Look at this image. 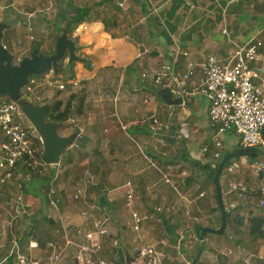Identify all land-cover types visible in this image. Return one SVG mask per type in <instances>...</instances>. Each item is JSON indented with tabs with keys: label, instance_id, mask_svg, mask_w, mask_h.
Segmentation results:
<instances>
[{
	"label": "crops",
	"instance_id": "1",
	"mask_svg": "<svg viewBox=\"0 0 264 264\" xmlns=\"http://www.w3.org/2000/svg\"><path fill=\"white\" fill-rule=\"evenodd\" d=\"M187 2L194 8L188 7ZM0 3L11 10L0 12L3 16L0 22L12 21L15 25L11 29H18L19 47L13 51L18 53V60L31 56V36L41 42L45 54L53 55L73 7L93 9L92 22L82 25L95 28L97 37L85 45L75 34L79 26L69 34L81 59L73 63V79L83 80L80 90L85 92V108L81 116L73 117L77 124L67 121L58 134L70 137L81 131L82 137L75 138L61 156L58 168L49 167L48 173L25 176L24 180L19 173L10 185L2 188L0 264H15L17 252L47 264L55 249L61 252L56 264H97L98 260L139 264L135 247L142 244L156 247L161 264H216L205 259L211 248L199 255L196 232L198 227L210 226L209 219L211 223L216 220V194L212 195V183L206 172L218 163L211 154L216 132L208 118L207 101L196 96L188 99L186 108L167 105L158 96L160 89L144 83L142 75L173 59L176 68L184 71L185 52L192 61L202 63L210 55L226 59L254 38L264 43V0H0ZM40 5L53 6L57 13L49 19L41 15L37 8ZM14 9H19L22 16H15ZM156 25L167 30H153ZM100 38L106 39L100 43ZM10 43L3 44L9 49ZM66 59L63 66L68 70ZM58 75L63 80L70 77L69 72ZM69 95L43 87L42 106L61 100L65 103ZM153 115L168 125L164 146L149 130ZM219 139L224 154L241 146L239 137L233 134L221 135ZM2 140L0 133V143ZM205 147L211 152H204ZM235 160L227 169L229 177L221 178L225 203L230 207H237L230 180L251 184L256 178L248 158ZM81 179L86 180L84 193L75 200V186ZM128 181L136 191L135 210L151 216L139 231L132 229L133 220L125 207L124 186ZM47 183L49 187L63 186L65 190H60L57 212L42 194L49 188ZM17 196H22L24 205L18 220L10 225L13 213L7 202ZM240 205L247 208L246 202L241 201ZM203 214L208 215L203 218ZM65 218L66 223H61ZM194 218L198 221L193 222ZM95 221H105L109 235L99 236ZM184 228H188L186 239L179 246L178 232ZM88 234H94L92 240L87 239ZM233 238H227L225 249H236L241 244L249 247ZM115 241L118 246H114ZM49 242L55 244L54 250L48 246ZM209 242L210 246L218 244ZM91 245L100 248L79 262L81 249ZM223 255L226 256L225 252ZM244 255L231 260V264H244L247 254Z\"/></svg>",
	"mask_w": 264,
	"mask_h": 264
},
{
	"label": "built area",
	"instance_id": "2",
	"mask_svg": "<svg viewBox=\"0 0 264 264\" xmlns=\"http://www.w3.org/2000/svg\"><path fill=\"white\" fill-rule=\"evenodd\" d=\"M188 7L194 8L190 2ZM8 7H0L5 12ZM32 31L33 27L29 26ZM223 34H227L223 30ZM34 41V37H30ZM264 43L256 38L250 43L238 48L226 59H220L216 55L208 56L202 63H196L185 52L186 69L180 71L176 68V60L162 62L153 72L143 73L144 83L149 82L159 89L169 88L174 97L180 98L179 107L186 108L188 99L202 96L208 104V118L214 127L216 136L213 142L212 157L220 161L224 156V147L219 136L233 134L239 137L242 148H257L259 153L255 158H249L250 167L256 178L251 184H244L238 180H232L230 191L238 201L257 197V208L264 211ZM41 77V76H39ZM45 80L33 76L29 84L24 88L21 100L42 106L44 98L41 97V89L46 87L52 91L76 93L80 91L83 80H63L57 74L55 68H50L44 74ZM21 106L16 101L0 97V133L3 137L0 143V195L2 188L10 185L15 177L21 173L19 169L24 167L43 168L50 165L43 160L44 138L35 127L30 128L19 120ZM72 124H77L75 118H71ZM149 130L158 139L161 145H166L168 125L157 115L150 117ZM82 137V132L77 133L76 140ZM204 152L210 150L205 147ZM211 152V151H210ZM39 154L41 155L39 156ZM86 180L81 179L75 186L74 199L79 200L86 185ZM47 191L50 207L59 211V194L51 186ZM125 207L132 215V229L139 231L144 222L149 221L150 214L142 215L135 210L136 191L133 183L128 181L124 186ZM22 196H17L7 206L13 213L9 220L10 225L18 220L23 208ZM234 207V206H232ZM231 207V208H232ZM161 210V209H160ZM264 216V215H263ZM197 222L198 219H192ZM67 219H61L66 223ZM13 224V225H14ZM94 226L99 236L109 235L105 221H95ZM57 233H60L58 230ZM179 234V246L186 238V232L182 229ZM94 234H88L87 239L92 240ZM37 245V244H33ZM48 246L55 249V244L49 242ZM118 246V241L114 242ZM100 248V245L85 246L81 249L77 260L84 262V257L92 254ZM230 250L228 252L231 253ZM135 253L139 264H161V256L156 247L151 244H142L135 247ZM15 264H42L31 255L16 253ZM61 259V252L55 249L47 259V264H56ZM253 260H264L259 253L248 252L244 264H251ZM97 264H119L115 261L98 260Z\"/></svg>",
	"mask_w": 264,
	"mask_h": 264
},
{
	"label": "water",
	"instance_id": "3",
	"mask_svg": "<svg viewBox=\"0 0 264 264\" xmlns=\"http://www.w3.org/2000/svg\"><path fill=\"white\" fill-rule=\"evenodd\" d=\"M15 23L0 22V97H5L11 101H16L22 108V111L44 138L43 160L50 165H57L61 156L74 143L76 136L62 137L58 134L59 124L49 121L48 113L43 107L34 105L29 101L21 100L22 91L29 84L33 76H43L50 68L57 67L59 61L68 59V72L73 76V63L80 61L77 56V47L73 39L64 30L62 35L56 41V51L53 55H45L33 51L31 56L25 57L14 63L15 57L9 49L3 44L5 32L14 27ZM158 96L170 106H179L181 99L174 97L169 88H162ZM259 153L257 148H239L228 153L222 160L218 171L214 177L213 183L216 189L217 203L222 214V225L220 229L198 227L196 229L200 242H205L207 233L222 235L228 225V213L231 207L224 203V196L220 178L226 169V166L233 160L242 157L255 158ZM200 228H203L198 232Z\"/></svg>",
	"mask_w": 264,
	"mask_h": 264
},
{
	"label": "trees",
	"instance_id": "4",
	"mask_svg": "<svg viewBox=\"0 0 264 264\" xmlns=\"http://www.w3.org/2000/svg\"><path fill=\"white\" fill-rule=\"evenodd\" d=\"M92 12L93 9L88 6H79V7H73L72 9V15L69 17L67 24L64 27V30L68 34H72L73 31L80 25L86 23V22H92ZM41 42L33 41L31 51H38L39 53L43 52L41 48ZM44 53V52H43ZM48 55V54H45ZM65 60V59H64ZM64 60H62L61 63L55 67V70L57 74H67L68 70L63 66ZM73 73V71H72ZM74 77H68V79H73ZM63 91H57L58 94H62ZM43 108L48 113V119L51 122L59 124L60 127L64 126L67 121H69L74 116H81L84 113L85 108V92L83 90H80L76 93H71L68 97V99L65 101H56L52 103L51 105H44ZM238 148H241L239 146ZM237 148V149H238ZM43 151H41L42 154ZM39 154V156L41 155ZM228 154H224L223 158ZM42 157V155H41ZM223 158L218 161L215 167H209L206 169L207 178L212 183V187L215 191V186L213 183L214 177L218 171V168L223 160ZM234 161H231L227 166L226 169H229L233 165ZM19 171L25 175V176H33L35 174L41 175L42 168H33V167H24L22 169H19ZM224 175V172L222 176ZM221 176V178H222ZM220 178V182H221ZM52 180V177L51 179ZM50 183V182H49ZM49 183H47V187H49ZM48 189V188H46ZM43 190V189H42ZM43 196L47 198V195L45 193H42ZM217 197V195H216ZM256 200L257 197H253ZM240 206L239 207H233L231 208L230 212L228 213V226H233L235 239H238V243L240 244V241H243L244 234V227L248 226V235L253 242L257 241H264V216L263 215H255L253 212H250L248 217L242 216L239 213ZM203 228H200L198 230L201 231ZM198 236V235H197ZM199 239V237H198ZM255 253L257 252V249H254ZM204 249L202 248L199 251V255L202 254ZM198 260V258H197ZM198 262V261H197ZM199 264V263H196Z\"/></svg>",
	"mask_w": 264,
	"mask_h": 264
},
{
	"label": "rangeland",
	"instance_id": "5",
	"mask_svg": "<svg viewBox=\"0 0 264 264\" xmlns=\"http://www.w3.org/2000/svg\"><path fill=\"white\" fill-rule=\"evenodd\" d=\"M1 1H3V0H1ZM0 4H3V3H0ZM0 7H3L2 5H0ZM37 8H39V10H41L40 11V13H41V15H46L49 19H51L52 17H53V14H55V13H57V11L55 10V7H53V6H50V5H40L39 7H37ZM7 11H11L10 10V8H7V10L4 12V13H8ZM19 9H14V13H15V16H22V14L21 13H19ZM1 12V11H0ZM47 13V14H44V13ZM1 13H3V12H1ZM1 17H3V16H0V18ZM3 19V18H2ZM12 19H10V21H11ZM4 21V20H3ZM2 22V21H1ZM12 22V21H11ZM157 28V29H156ZM156 28H153V30H156V31H158V30H160V29H165V30H167V28L165 27V26H159V25H156ZM18 29H15L14 31L11 29V30H7L6 32H5V39L3 40V43L5 44V43H7L8 41H10L11 43L9 44V50L11 51V53L14 55V57H15V60H14V63L15 64H18V62L20 61V60H18L17 59V55H18V53H16V52H13L14 50H16V49H18V47H19V45H17V37H16V31H17ZM63 31H64V29H63ZM15 34V35H14ZM11 35V36H10ZM13 46V47H12ZM42 53V52H41ZM67 60V59H66ZM62 62V60L61 61H59V63H61ZM58 63V64H59ZM38 78H40V80H45V77H44V75L43 76H41V77H38ZM157 92V91H156ZM24 101H28V100H24ZM19 120L21 121V122H23L26 126H28V127H30V128H33L34 126H33V124L30 122V120L27 118V116L24 114V112L22 111V109H21V111H20V113H19ZM242 158H248V157H242ZM242 158H237L235 161H238V160H240V159H242ZM250 165V164H249ZM245 168H247V164H245ZM48 171H49V166H45V167H43L42 168V172L43 173H41L42 175L44 174V173H48ZM249 171V170H248ZM229 174H228V170L227 169H225V171H224V175L223 176H227V177H229L228 176ZM24 178H25V175L23 176V180H24ZM236 179H238V177H236ZM230 181H232V179L230 180ZM23 183V182H22ZM212 185V184H211ZM221 186H222V184H221ZM213 188V187H212ZM215 188V187H214ZM63 190V186H61L60 188H58V189H56L57 190V192H58V194H60V190ZM229 189V188H228ZM45 191H47L46 190V188L44 189ZM63 191H65V190H63ZM227 190L225 189V187H224V192H226ZM222 192H223V189H222ZM42 193H45V192H43L42 191ZM214 194H216V189H215V191H214V189H213V194L212 195H214ZM223 196H224V193H223ZM212 197V196H211ZM211 197L209 198V199H211ZM215 198V202H217V197H214ZM226 198L227 197H225V198H223L224 199V203H225V201H226ZM236 198V197H235ZM243 202H246V204H247V208H245V207H242V208H240V210H239V213L238 214H240V215H244V216H246V217H248V215H250L249 213H250V211L251 212H254V214L255 215H264V211H258L257 210V200L255 199V198H253V197H251V198H247V200L245 199V201H243ZM233 203L237 206V207H241V205H240V203H241V201H238L237 200V198H236V201H234L233 200ZM225 205H227L226 203H225ZM217 208H216V220H215V223H211V220L209 219V221H210V226H204L203 228H212V229H220L221 228V225H222V214H221V211H220V208H219V206H218V203H217ZM230 205H228L227 207H229ZM242 211V212H241ZM205 213H207V211H205ZM206 215H208V214H203V218L206 216ZM212 216H214V215H212ZM131 218H132V215H131ZM214 218H215V216H214ZM133 219V218H132ZM212 219V218H211ZM182 230V229H181ZM185 232H187V230H188V228H184L183 229ZM244 234H245V236L243 237V241L248 245L249 244V247H244L243 246V244H241V245H239L240 247H238V248H236L235 249V247H231L230 249H225L226 248V246H228L227 245V243H228V241L226 242V240H227V238L228 237H230V236H232V237H236L235 236V234H234V229H233V226H228L227 228H226V230H225V232L222 234V235H220V234H214V233H207L206 234V237L207 238H205V242H206V240H209V241H211V243H213L212 241H215L216 243H218V244H215V243H213V246H210V242L209 241H207V243H201L200 242V240H199V245H198V247H199V249L201 250L202 248L203 249H206V248H211V250H209V252H207L206 253V255L208 256L207 258H205V259H207V261H209L208 263H210V261H214L216 264H231V260L233 261V259H237V256H242L243 257V255L244 254H247L249 251H252L253 253H255L254 251V249H257V252L256 253H259V254H261V255H263V257H264V241H257V242H253V241H251V239H250V237H249V235H248V226H245L244 227ZM233 238V239H234ZM186 239V238H185ZM197 239H198V236H197ZM198 242V241H197ZM198 247H197V249H198ZM245 248V249H244ZM232 251L231 253H229L228 254V252L229 251ZM248 250V251H247ZM225 252V254H226V256H224L223 255V253ZM194 253H195V251H194ZM216 256V257H215ZM245 256V255H244ZM208 259H210V260H208ZM211 259H214V260H211ZM215 259H218V260H215ZM251 264H264V260H255V261H253V262H250Z\"/></svg>",
	"mask_w": 264,
	"mask_h": 264
},
{
	"label": "clouds",
	"instance_id": "6",
	"mask_svg": "<svg viewBox=\"0 0 264 264\" xmlns=\"http://www.w3.org/2000/svg\"><path fill=\"white\" fill-rule=\"evenodd\" d=\"M75 34L80 36V42L82 44H85V45L91 44L94 39H97V37L95 36V28H89V26H87V25H80L76 29V33ZM104 39H106V38H100V43H103ZM34 105H36V104H34ZM37 106L43 107V106H40V105H37Z\"/></svg>",
	"mask_w": 264,
	"mask_h": 264
},
{
	"label": "flooded vegetation",
	"instance_id": "7",
	"mask_svg": "<svg viewBox=\"0 0 264 264\" xmlns=\"http://www.w3.org/2000/svg\"><path fill=\"white\" fill-rule=\"evenodd\" d=\"M37 106V105H36Z\"/></svg>",
	"mask_w": 264,
	"mask_h": 264
}]
</instances>
